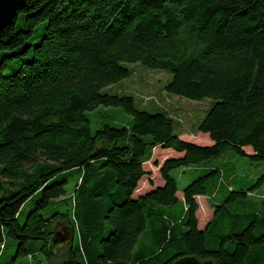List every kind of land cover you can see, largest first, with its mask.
<instances>
[{"label": "trees", "instance_id": "16d2710c", "mask_svg": "<svg viewBox=\"0 0 264 264\" xmlns=\"http://www.w3.org/2000/svg\"><path fill=\"white\" fill-rule=\"evenodd\" d=\"M126 63L170 74L168 93L211 98L197 124L211 144L181 138L165 110L103 91L130 75ZM99 106L121 107L131 124L92 129L86 112ZM156 146L181 155L164 160L161 185L137 192ZM227 146L264 162V0H25L0 30V253L6 236L18 241L17 254L27 240H42L49 254L68 237L61 259L48 264H171L184 256L264 264V213L228 207L264 172L249 188L228 185L201 228L196 197L223 182L222 169H205L176 195L171 169ZM70 170L79 177L67 196Z\"/></svg>", "mask_w": 264, "mask_h": 264}, {"label": "rangeland", "instance_id": "374dc122", "mask_svg": "<svg viewBox=\"0 0 264 264\" xmlns=\"http://www.w3.org/2000/svg\"><path fill=\"white\" fill-rule=\"evenodd\" d=\"M126 66L131 71L130 75L103 91L132 95L135 107L138 109L152 112L157 111L158 108L165 110L174 118L175 131L181 134V138L202 145L211 144L206 133L197 131L198 122L204 117L213 102L211 98L192 100L168 93L163 87L164 83L171 77L167 72L149 69L140 63H126ZM11 69L10 66H7L3 69V72L9 73ZM86 114L92 129H97L104 123L129 126L132 121V115L125 112L121 107L99 106L92 111H87ZM244 150L246 153L252 152L250 147H245ZM180 155V153H176L170 148L156 146L153 149L151 159L143 164L146 174L139 181L137 192L161 184L163 181L159 173L160 166L166 158ZM210 167L222 169L223 182L219 183L216 180L209 182L207 184V194L196 197L198 202L196 216L199 228L204 226L212 214L213 209L210 202L220 203L228 195V185L233 187L234 190L249 188L253 185L255 179L264 172V162L252 161L249 157L240 155L227 146L220 155L188 167H177L170 170V175L177 180L178 198H182L180 188L183 185L202 175L204 170ZM62 176L64 175H57L55 180H60ZM78 177V170H70L66 173L64 189L67 196L72 193ZM149 180L152 181V184L149 183ZM263 194L264 182L259 186H255L245 197L231 201L228 207L235 211L259 210L264 213V203L260 201V199H263ZM38 196L39 194H35L23 203L21 211L17 215L20 224L24 222L27 211L32 207ZM68 240V237H66L65 242L55 243L52 249L47 247V251L50 252L48 254L42 250V240L30 239L22 246L25 253L17 254L18 241L6 236L0 253V264H48L49 260H60L68 246ZM74 242H76V235H74Z\"/></svg>", "mask_w": 264, "mask_h": 264}, {"label": "water", "instance_id": "95a60500", "mask_svg": "<svg viewBox=\"0 0 264 264\" xmlns=\"http://www.w3.org/2000/svg\"><path fill=\"white\" fill-rule=\"evenodd\" d=\"M25 0H0V30L11 23L13 17L16 15L17 9L24 3ZM65 242V238H59L51 243L50 248L55 243ZM171 264H214L212 259L200 260L195 256H184L176 259Z\"/></svg>", "mask_w": 264, "mask_h": 264}, {"label": "crops", "instance_id": "0c3cea01", "mask_svg": "<svg viewBox=\"0 0 264 264\" xmlns=\"http://www.w3.org/2000/svg\"><path fill=\"white\" fill-rule=\"evenodd\" d=\"M149 179H151L150 177H149ZM162 184V183H161ZM161 184H159V185H161ZM148 189V188H147ZM145 191V190H144ZM177 195V194H176ZM178 197V196H177ZM205 225V224H204Z\"/></svg>", "mask_w": 264, "mask_h": 264}, {"label": "built area", "instance_id": "2783aa9c", "mask_svg": "<svg viewBox=\"0 0 264 264\" xmlns=\"http://www.w3.org/2000/svg\"><path fill=\"white\" fill-rule=\"evenodd\" d=\"M262 197L264 198V194L262 195Z\"/></svg>", "mask_w": 264, "mask_h": 264}]
</instances>
